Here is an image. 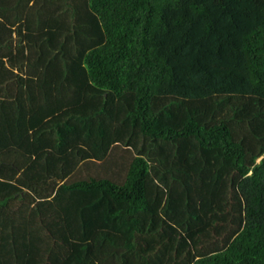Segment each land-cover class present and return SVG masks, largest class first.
I'll list each match as a JSON object with an SVG mask.
<instances>
[{"label": "trees", "instance_id": "1", "mask_svg": "<svg viewBox=\"0 0 264 264\" xmlns=\"http://www.w3.org/2000/svg\"><path fill=\"white\" fill-rule=\"evenodd\" d=\"M119 1L0 0V264H264V0Z\"/></svg>", "mask_w": 264, "mask_h": 264}, {"label": "rangeland", "instance_id": "2", "mask_svg": "<svg viewBox=\"0 0 264 264\" xmlns=\"http://www.w3.org/2000/svg\"><path fill=\"white\" fill-rule=\"evenodd\" d=\"M119 1V0H118ZM121 1H119V3H120ZM112 3H115V1H113ZM136 12H137V8H136V6L133 8V9H128L127 7L124 9V14L126 15V19L129 21V22H132L133 21V19H134V17H135V15H136ZM127 47V48H126ZM126 47H121L120 49H113V55H118V57L119 56H122V58H120V60L119 61H117V62H115V63H111V64H106V63H104L103 61H102V63H100V65H99V67L101 68V69H103V72H102V74H103V76H104V78H106V77H108L109 75H110V73L111 72H113L114 70H116L117 72H120V71H122V70H124V67L126 66V61L129 59V55H130V53H131V51H130V49H129V47L128 46H126ZM262 76L264 77V73H262ZM255 82H256V80H255ZM115 89V88H114ZM121 152H124V153H126L125 151H121ZM127 154V153H126ZM128 156V155H127ZM130 157H127V159L128 160H130L129 159ZM80 170V168L78 169V171ZM83 170V171H82ZM82 170H80L78 173H77V176H79V178L80 177H82V176H85L86 174H85V172H84V170H85V168H83L82 167ZM103 169L101 168V167H99V166H97V167H94V172H93V174L96 172V171H102ZM116 173H120V172H116ZM90 174H92V173H90ZM75 175H76V173H75ZM116 182L118 181V178H115L114 179ZM119 180H120V178H119Z\"/></svg>", "mask_w": 264, "mask_h": 264}, {"label": "clouds", "instance_id": "3", "mask_svg": "<svg viewBox=\"0 0 264 264\" xmlns=\"http://www.w3.org/2000/svg\"><path fill=\"white\" fill-rule=\"evenodd\" d=\"M117 178V177H116ZM118 183L120 184V180H119V178H118Z\"/></svg>", "mask_w": 264, "mask_h": 264}]
</instances>
